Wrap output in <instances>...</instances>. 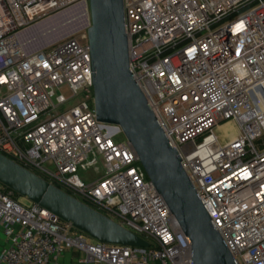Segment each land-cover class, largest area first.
<instances>
[{
	"label": "built area",
	"instance_id": "2783aa9c",
	"mask_svg": "<svg viewBox=\"0 0 264 264\" xmlns=\"http://www.w3.org/2000/svg\"><path fill=\"white\" fill-rule=\"evenodd\" d=\"M76 3L90 11V0H0V153L150 246L101 243L2 185L0 264H62L71 250L87 264H193L121 127L97 120L88 34L35 52L21 39ZM124 13L133 76L205 208L238 264H264V0H124Z\"/></svg>",
	"mask_w": 264,
	"mask_h": 264
},
{
	"label": "water",
	"instance_id": "95a60500",
	"mask_svg": "<svg viewBox=\"0 0 264 264\" xmlns=\"http://www.w3.org/2000/svg\"><path fill=\"white\" fill-rule=\"evenodd\" d=\"M88 27L97 120L121 127L148 178L188 238L193 264H238L130 68L124 0H90ZM0 184L101 243H150L0 153Z\"/></svg>",
	"mask_w": 264,
	"mask_h": 264
},
{
	"label": "rangeland",
	"instance_id": "374dc122",
	"mask_svg": "<svg viewBox=\"0 0 264 264\" xmlns=\"http://www.w3.org/2000/svg\"><path fill=\"white\" fill-rule=\"evenodd\" d=\"M91 25L90 11L84 3H76L65 8H62L48 17L36 22L32 26L26 28L21 32V39L24 42L26 49L33 45L41 46L39 50L45 49L48 46L60 42L64 39L80 37L87 33L88 27ZM37 50V51H39ZM35 52V50H34ZM58 92V99L64 94L68 96L71 93L68 86L62 87ZM80 99L77 101L92 102V95H87L85 90L80 93ZM72 103V102H70ZM219 133L220 130L216 129ZM237 134V130L235 129ZM230 138V137H229ZM80 175L84 177L83 171H80ZM0 186H2L0 184ZM17 198L24 205H31L27 198L17 195ZM3 236L0 234V247H2Z\"/></svg>",
	"mask_w": 264,
	"mask_h": 264
},
{
	"label": "crops",
	"instance_id": "0c3cea01",
	"mask_svg": "<svg viewBox=\"0 0 264 264\" xmlns=\"http://www.w3.org/2000/svg\"><path fill=\"white\" fill-rule=\"evenodd\" d=\"M2 239L4 240V237ZM3 243L4 244L2 245V247L6 244L5 241H3ZM2 247H0V249ZM61 263L62 264H87L85 262L84 254L82 252H78L75 250L65 252L61 257Z\"/></svg>",
	"mask_w": 264,
	"mask_h": 264
},
{
	"label": "bare ground",
	"instance_id": "6f19581e",
	"mask_svg": "<svg viewBox=\"0 0 264 264\" xmlns=\"http://www.w3.org/2000/svg\"><path fill=\"white\" fill-rule=\"evenodd\" d=\"M221 133L225 136L228 135L230 138H234L235 137V129L232 127L231 124L225 126V127H221L220 128Z\"/></svg>",
	"mask_w": 264,
	"mask_h": 264
},
{
	"label": "trees",
	"instance_id": "16d2710c",
	"mask_svg": "<svg viewBox=\"0 0 264 264\" xmlns=\"http://www.w3.org/2000/svg\"><path fill=\"white\" fill-rule=\"evenodd\" d=\"M26 47V46H25ZM41 48V46H36V45H33V46H31L30 48H28L27 50L29 51V52H34V50L35 51H37V50H39ZM81 97V96H80ZM92 101H93V99H92Z\"/></svg>",
	"mask_w": 264,
	"mask_h": 264
}]
</instances>
